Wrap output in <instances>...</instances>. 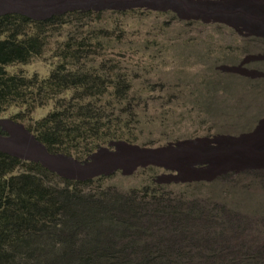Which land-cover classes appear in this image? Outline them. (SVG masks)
I'll use <instances>...</instances> for the list:
<instances>
[{"label":"rangeland","instance_id":"obj_1","mask_svg":"<svg viewBox=\"0 0 264 264\" xmlns=\"http://www.w3.org/2000/svg\"><path fill=\"white\" fill-rule=\"evenodd\" d=\"M76 9L91 14L50 32L42 56L7 71L47 79L70 36L107 30L111 38L87 68L106 64L129 74L132 90L122 107L128 100L139 104L132 124L138 141L113 142L83 161L52 155L29 131L53 111L51 103L33 111L12 106L2 113L0 149L40 162L57 175L60 187L62 178L94 180L84 191L96 199L103 192L129 196L149 189L151 195L157 190L175 204H188L187 216H200L178 242L182 247L175 259L182 264H264V77L255 75L264 74V61L245 65L255 78L221 69L264 58V39L242 38L226 26L203 23L212 11L184 0H0V14L21 12L34 19ZM229 12L255 18L251 9ZM159 148L168 151L142 152ZM200 236L210 241L203 243ZM115 241L120 247L119 238ZM225 244L231 247L220 255Z\"/></svg>","mask_w":264,"mask_h":264},{"label":"trees","instance_id":"obj_2","mask_svg":"<svg viewBox=\"0 0 264 264\" xmlns=\"http://www.w3.org/2000/svg\"><path fill=\"white\" fill-rule=\"evenodd\" d=\"M90 14L79 9L43 19L21 12L0 14V115L12 106L33 111L54 103L53 111L29 131L50 154L79 161L113 142L138 141L132 124L139 104L128 100L122 107L132 90L129 74L117 73L113 65L87 68L111 33L101 29L70 36L47 79L11 75L7 67L42 56L50 32ZM56 177L40 162L0 149V264H182L175 259L182 247L178 242L188 237L184 228L194 226L200 216H187L188 204H175L157 190L151 195L149 189L129 196L103 192L96 199L84 191L94 180L62 178L60 187ZM222 247L220 255L231 245Z\"/></svg>","mask_w":264,"mask_h":264},{"label":"bare ground","instance_id":"obj_3","mask_svg":"<svg viewBox=\"0 0 264 264\" xmlns=\"http://www.w3.org/2000/svg\"><path fill=\"white\" fill-rule=\"evenodd\" d=\"M160 1L164 3V1H167V0H160ZM184 1L185 3L190 4L192 6H196V7L202 6V8L206 9L207 11H212L211 12L212 15L207 16V17H202L203 23L210 24L212 22L213 24H220V25L226 26L229 29L233 30L234 32L238 33L239 37H242V38H247V39L256 38V39H261V41L262 39H264V0H184ZM220 7L226 10L227 13L229 12V10H232V9L234 10L235 7H242L247 10L251 9V11L254 13L255 18H253L252 16L253 20H249L251 18H248V17L243 18L242 16L238 17L237 15L232 16L231 14H229L230 12L228 14L227 13L224 14V12L220 9ZM152 9L158 10L157 8H152ZM242 19H245V21H242ZM244 32L245 33L247 32V33L245 34ZM254 61L255 62L264 61V58H260V57L259 58H248L239 67H222L221 69L225 72H231L232 74L236 73V74H241V75L249 76V77L252 76L253 78H255L256 76L253 75L254 72H250L244 68L245 65L249 64L250 62H254ZM255 75H257L258 77H264V74L255 73ZM181 144L182 143H179L176 145L179 146ZM169 147L171 148L172 145H170ZM166 151H168V149L159 148L157 150H144L142 152H144L145 154L154 155V154L164 153ZM139 165L144 168L147 166V163L142 162V164H139ZM153 165L160 167V168H164L166 170H173V168L164 166L159 163H154Z\"/></svg>","mask_w":264,"mask_h":264}]
</instances>
